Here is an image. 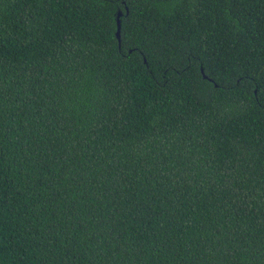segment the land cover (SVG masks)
Segmentation results:
<instances>
[{"label": "trees", "instance_id": "trees-1", "mask_svg": "<svg viewBox=\"0 0 264 264\" xmlns=\"http://www.w3.org/2000/svg\"><path fill=\"white\" fill-rule=\"evenodd\" d=\"M0 264H264V0H0Z\"/></svg>", "mask_w": 264, "mask_h": 264}, {"label": "water", "instance_id": "water-1", "mask_svg": "<svg viewBox=\"0 0 264 264\" xmlns=\"http://www.w3.org/2000/svg\"><path fill=\"white\" fill-rule=\"evenodd\" d=\"M121 14L120 10L117 11V16H116V30H115V36L118 40L120 39V20H119V15Z\"/></svg>", "mask_w": 264, "mask_h": 264}]
</instances>
